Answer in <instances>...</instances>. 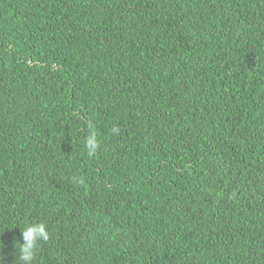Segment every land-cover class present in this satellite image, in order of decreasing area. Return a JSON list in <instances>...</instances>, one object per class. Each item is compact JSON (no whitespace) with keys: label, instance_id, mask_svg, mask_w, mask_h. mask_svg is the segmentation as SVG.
I'll list each match as a JSON object with an SVG mask.
<instances>
[{"label":"trees","instance_id":"trees-1","mask_svg":"<svg viewBox=\"0 0 264 264\" xmlns=\"http://www.w3.org/2000/svg\"><path fill=\"white\" fill-rule=\"evenodd\" d=\"M31 223L32 264H264V0H0V264Z\"/></svg>","mask_w":264,"mask_h":264},{"label":"clouds","instance_id":"clouds-1","mask_svg":"<svg viewBox=\"0 0 264 264\" xmlns=\"http://www.w3.org/2000/svg\"><path fill=\"white\" fill-rule=\"evenodd\" d=\"M89 127L91 128L92 126L89 125ZM112 132L118 134L119 129L113 127ZM98 146H100V142L97 139V135L95 132H91L85 142L88 154H93ZM80 182L82 183L83 181L81 180ZM22 235L26 243H20L19 259L23 262V264H32L36 255L38 244L49 240V232L47 231L44 223H31L22 229Z\"/></svg>","mask_w":264,"mask_h":264}]
</instances>
